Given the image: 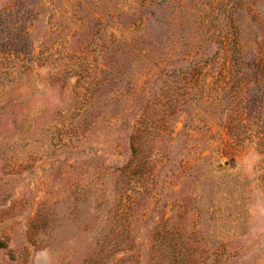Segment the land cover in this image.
<instances>
[{
	"label": "rangeland",
	"instance_id": "obj_1",
	"mask_svg": "<svg viewBox=\"0 0 264 264\" xmlns=\"http://www.w3.org/2000/svg\"><path fill=\"white\" fill-rule=\"evenodd\" d=\"M261 60L264 0H0V264H264Z\"/></svg>",
	"mask_w": 264,
	"mask_h": 264
},
{
	"label": "trees",
	"instance_id": "obj_2",
	"mask_svg": "<svg viewBox=\"0 0 264 264\" xmlns=\"http://www.w3.org/2000/svg\"><path fill=\"white\" fill-rule=\"evenodd\" d=\"M260 73L264 74V60L258 62ZM258 64H256L258 66ZM244 65V61L242 58L238 57L234 59L233 68H235V74L232 75L231 80L228 82L227 87L225 88V95L226 98V107L228 109V115H233L235 111L236 100L239 97V94L242 93L243 87L249 88L248 83L252 82V79H249L246 73L241 74L242 67ZM246 75V76H245ZM239 77V78H237ZM255 83V79L253 80ZM189 99L193 98L192 93L188 94ZM233 118H231L232 120ZM245 120V119H244ZM243 120V121H244ZM240 124L241 128L250 129L248 122H243ZM230 133L234 135H238V132L234 131L233 128H229ZM259 146L264 145V134L260 137L258 141ZM142 157V156H141ZM144 158V157H143ZM141 158L140 161L137 162V166H129L119 169V174L122 179L131 180L134 184L139 183L141 186L139 187V191L137 193H141L142 187L153 189L154 186H157V176L158 174L155 173L154 168L145 167L143 166L146 161ZM126 179V180H127Z\"/></svg>",
	"mask_w": 264,
	"mask_h": 264
}]
</instances>
